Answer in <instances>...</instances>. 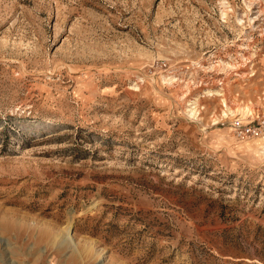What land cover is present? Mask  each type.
Segmentation results:
<instances>
[{"label":"rangeland","instance_id":"1","mask_svg":"<svg viewBox=\"0 0 264 264\" xmlns=\"http://www.w3.org/2000/svg\"><path fill=\"white\" fill-rule=\"evenodd\" d=\"M256 120L264 0H0V264H264Z\"/></svg>","mask_w":264,"mask_h":264},{"label":"built area","instance_id":"2","mask_svg":"<svg viewBox=\"0 0 264 264\" xmlns=\"http://www.w3.org/2000/svg\"><path fill=\"white\" fill-rule=\"evenodd\" d=\"M264 136V120H256L247 124L238 123L235 130L236 138L254 137L255 135Z\"/></svg>","mask_w":264,"mask_h":264},{"label":"bare ground","instance_id":"3","mask_svg":"<svg viewBox=\"0 0 264 264\" xmlns=\"http://www.w3.org/2000/svg\"><path fill=\"white\" fill-rule=\"evenodd\" d=\"M170 75V73L169 72H167V75H166V77L167 76H169ZM171 78V77H170ZM226 107V106H225ZM193 108V107H192ZM192 108H190V110H189V112H193L194 110L192 109ZM241 110V109H240ZM252 111H253V109L251 108V106L249 107V106H247V107H245L243 110H242V112H241V115H242V113H243V115L245 114H249V113H251L252 114ZM236 114V113H235Z\"/></svg>","mask_w":264,"mask_h":264}]
</instances>
